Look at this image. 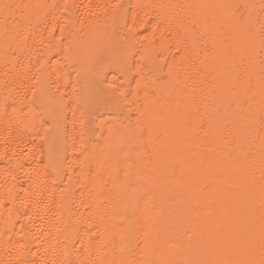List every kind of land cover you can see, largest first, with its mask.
Here are the masks:
<instances>
[{
	"label": "bare ground",
	"instance_id": "1",
	"mask_svg": "<svg viewBox=\"0 0 264 264\" xmlns=\"http://www.w3.org/2000/svg\"><path fill=\"white\" fill-rule=\"evenodd\" d=\"M0 264H264V0H0Z\"/></svg>",
	"mask_w": 264,
	"mask_h": 264
}]
</instances>
